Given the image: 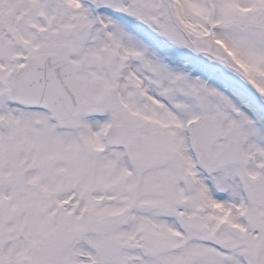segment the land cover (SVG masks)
Listing matches in <instances>:
<instances>
[{
    "label": "snow or ice",
    "instance_id": "obj_1",
    "mask_svg": "<svg viewBox=\"0 0 264 264\" xmlns=\"http://www.w3.org/2000/svg\"><path fill=\"white\" fill-rule=\"evenodd\" d=\"M0 264H264V0H0Z\"/></svg>",
    "mask_w": 264,
    "mask_h": 264
}]
</instances>
